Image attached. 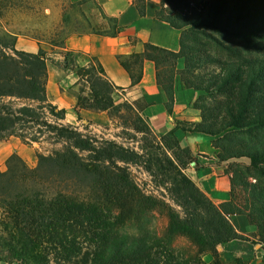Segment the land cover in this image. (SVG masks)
Wrapping results in <instances>:
<instances>
[{
  "label": "trees",
  "instance_id": "trees-1",
  "mask_svg": "<svg viewBox=\"0 0 264 264\" xmlns=\"http://www.w3.org/2000/svg\"><path fill=\"white\" fill-rule=\"evenodd\" d=\"M251 1L205 0L196 4L193 0H161L158 16L182 30L180 50L148 43L143 52L122 60L133 84L142 75L133 68L142 67L145 59L155 61L169 110L177 74L186 87L224 97L213 107L195 100L193 106L201 111V120L179 124L186 130L215 136L222 162L241 156L250 159L256 181H247L243 206L234 196L217 204L201 190L184 171L195 160L191 149L180 144L174 131L156 135L136 104L115 103L114 86L99 61L77 69L91 89V98L80 94L77 106L110 113L124 107L135 111L134 128L150 137L148 145L153 149L146 156L59 122L66 111L48 101L46 52L20 50L14 43L0 45V140L10 135L37 140L20 130L42 123L64 142L60 150L39 153L38 165L26 166L27 175L15 177L0 170L2 201L13 216L14 237L23 243L20 258L24 264H199L202 255L217 244L248 239L229 219L232 213H248L264 249V4ZM113 27L116 29L107 33L120 29L116 23ZM180 57L185 59L182 69L177 68ZM208 62H215L219 70L207 79H192L194 70ZM9 97L29 99L37 105L16 107L6 100ZM47 111L55 122L41 121V114ZM120 161L144 165L180 209L145 193ZM60 174H66L68 180L80 174L94 178L99 196L84 199L68 189H51ZM30 179L40 188H29ZM20 180L26 187L16 192L14 184ZM241 180L246 184L243 177ZM157 208L168 217L163 234L139 223L140 217ZM133 222L138 224L139 234L128 228ZM179 236L195 248L189 256L179 255L173 248Z\"/></svg>",
  "mask_w": 264,
  "mask_h": 264
},
{
  "label": "crops",
  "instance_id": "crops-1",
  "mask_svg": "<svg viewBox=\"0 0 264 264\" xmlns=\"http://www.w3.org/2000/svg\"><path fill=\"white\" fill-rule=\"evenodd\" d=\"M68 1L73 10L69 17L70 25L83 20L89 27L103 25L113 30L116 23L120 29L115 34L92 28L75 30L64 38L62 44L51 45L53 48L48 46L46 39L17 38V49L29 52L43 49L46 52L47 96L58 108L65 109L62 121L74 125L103 115L102 112L77 106L80 94L90 96L91 93L88 82L78 75L77 68L99 61L114 86V101H129L140 107L142 116L158 136L174 131L180 144L189 147L195 158L185 167V173L213 202L219 204L231 200L234 196L232 174L219 158L215 136L186 130L179 124L201 120V111L193 106L196 91L184 86L180 74H177L175 98L169 110L167 93L157 80L155 61L145 59L142 67L133 68L135 72H142L140 81L135 84L122 63L123 59L143 52L148 43L175 52L180 50L182 30L158 16L161 0ZM60 10L62 18L66 7ZM109 18L115 21L111 20L112 24H109ZM184 65L185 59L180 57L177 68L182 69ZM82 82H85L83 89ZM228 217L238 232L248 239L217 244L203 254L200 264H264V249L258 241L257 227L248 213H232Z\"/></svg>",
  "mask_w": 264,
  "mask_h": 264
},
{
  "label": "rangeland",
  "instance_id": "rangeland-1",
  "mask_svg": "<svg viewBox=\"0 0 264 264\" xmlns=\"http://www.w3.org/2000/svg\"><path fill=\"white\" fill-rule=\"evenodd\" d=\"M193 1L196 4H204L205 0ZM248 1L250 3L252 2L251 0ZM256 1L258 5L264 4V0ZM71 6L68 0H0V45L5 44L10 46L13 43L16 45L17 38L24 37L28 39H46L48 46L52 47L51 45L54 44H62L64 38L75 30L92 28L101 32H111V28H107L103 25L89 27L83 20H78L77 24L70 25L69 17L73 11ZM61 7H66V11L63 12L62 18L60 12ZM76 7L77 6H75V9ZM108 22L112 24L110 19ZM230 41L231 40L228 39V42ZM232 43L235 44V42ZM5 49L8 50V48ZM211 52L213 51L211 50ZM90 64H92V62L88 65ZM218 70L219 68L215 62L201 64V66H198L194 70L192 79L196 80L197 76H199V79H207L210 77V73ZM84 86L85 82H82V89ZM88 97L91 98V96ZM223 98L224 97L221 95H216L214 97L202 90H197L195 100L201 103H207L213 107ZM6 100H10L16 107L23 104L37 105L35 101L23 98L9 97ZM115 103H121V101ZM96 111L102 112L103 115L99 118L94 117V119L86 120L85 122L81 120L78 124L74 125L73 123L62 121L63 119L59 120V122L71 124L83 133L93 135L99 141L114 140L125 147L135 149L144 154L153 150L152 147L148 145L150 144V137L134 128V120L136 118L135 111L127 107L119 111H113V113L107 110ZM41 116V121L44 118L51 122L56 121L48 111L42 113ZM20 133L30 137H37V140H26L18 135H10L0 140V170L9 172L15 177L22 173L27 175L29 169H27L26 166L35 168L38 165L39 153H53L54 151L62 149L64 146V142L59 140L55 136V133L50 131L48 127L42 123H33L32 126L24 127L20 130ZM83 154L87 155V152H83ZM146 155L147 154H145V156ZM119 163L128 167L132 178L145 193L149 195L153 194L161 200H164L166 204L168 203L180 209V207L173 202L165 186L160 184L157 178L146 170L144 165L132 162L124 163L122 161ZM223 163L232 174L234 198L238 204L243 206L248 195L247 181L255 183L256 178L253 173H256V171L250 164V159L247 156L234 157ZM65 175L66 174H60L58 180L52 185L51 189H68V191L75 196L84 199L97 198L99 196L100 189L94 178L85 177L80 174L68 180ZM242 177L245 179L244 181L246 184H242ZM160 178L161 175L158 179ZM32 181L34 180L30 179V182ZM25 187L26 186L21 180L14 184V190L16 192L24 190ZM29 188L37 190L40 188V185L32 182ZM0 191H2V188H0ZM2 197L3 195L0 192V264H24L22 258H20V255H22L21 253H23L21 249L23 243L18 237H14L17 232L14 228V219L9 209L2 201ZM139 223L143 227H148L149 230L156 231L158 234H163L168 226V217L165 211L157 208L148 211L147 215L140 217ZM132 224L133 225H129L128 228L133 233L139 234L136 229L138 224L134 222ZM173 248L176 250L177 254L185 257L189 256L191 252L193 253L195 249L184 236L176 238Z\"/></svg>",
  "mask_w": 264,
  "mask_h": 264
}]
</instances>
